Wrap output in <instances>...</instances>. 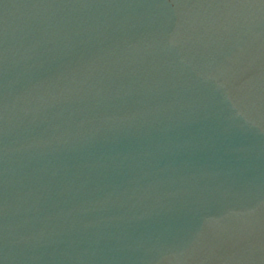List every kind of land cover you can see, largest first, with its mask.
<instances>
[{
	"label": "water",
	"instance_id": "water-1",
	"mask_svg": "<svg viewBox=\"0 0 264 264\" xmlns=\"http://www.w3.org/2000/svg\"><path fill=\"white\" fill-rule=\"evenodd\" d=\"M0 264H264V0H0Z\"/></svg>",
	"mask_w": 264,
	"mask_h": 264
}]
</instances>
